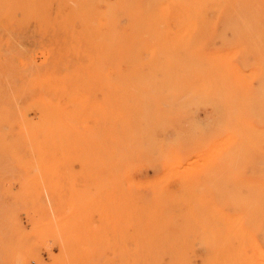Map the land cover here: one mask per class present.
Returning <instances> with one entry per match:
<instances>
[{
  "label": "rangeland",
  "instance_id": "obj_1",
  "mask_svg": "<svg viewBox=\"0 0 264 264\" xmlns=\"http://www.w3.org/2000/svg\"><path fill=\"white\" fill-rule=\"evenodd\" d=\"M144 262L264 264V0H0V264Z\"/></svg>",
  "mask_w": 264,
  "mask_h": 264
},
{
  "label": "bare ground",
  "instance_id": "obj_2",
  "mask_svg": "<svg viewBox=\"0 0 264 264\" xmlns=\"http://www.w3.org/2000/svg\"><path fill=\"white\" fill-rule=\"evenodd\" d=\"M259 203H260V202H259ZM251 205H252V203H251ZM249 207H250V206H249ZM248 209H249V208H248ZM248 209H247V210H248ZM250 209H251V208H250ZM247 212H248V211H247ZM245 214H247V213H245ZM252 215H253V214H252ZM237 216H238V215H237ZM237 216H236V217H237ZM239 216H240V214H239ZM239 216H238V217H239ZM242 216H243V215H242ZM242 216H241V217H242ZM243 217H244V216H243ZM237 219H238V218H237ZM239 219H240V217H239ZM250 219H251V218H250ZM238 221H239V220H238ZM242 222H243V221H242ZM242 222H240V224H241ZM238 224H239V223H238ZM235 227H236V226H235ZM235 227H234V229H235ZM234 229H233V230H234ZM231 233H232V232H231ZM231 233H230V234H231ZM230 234H229V235H230ZM254 236H255V234H254ZM254 236H253V237H254ZM256 237H257V236H255V238H256ZM243 240H244V239H243ZM257 241H258V240H257ZM245 242H246V241H245ZM258 242H259V241H258ZM255 243H256V242H254V244H255ZM257 247H259V246H257ZM259 249H260V248H259ZM262 251H263V250H262ZM260 253H261V251H260ZM141 255H142V254H141ZM147 255H148V254H147ZM151 255H152V254H150V256H151ZM258 255H259V256H262V253H261V254H258ZM151 258H152V257H151ZM158 258H160V257H158ZM142 259H143V258H142ZM259 259L262 260L261 258H259ZM123 260H124V259H123ZM143 261H144V260H143ZM262 261H263V260H262ZM22 262H23V261H22ZM141 262H142V261H141ZM149 262H150V261H149ZM142 263H143V262H142ZM144 263H145V262H144ZM152 263H153V262H152ZM145 264H146V263H145ZM150 264H151V263H150ZM209 264H210V263H209Z\"/></svg>",
  "mask_w": 264,
  "mask_h": 264
}]
</instances>
